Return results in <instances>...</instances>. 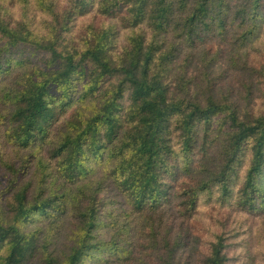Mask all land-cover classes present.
<instances>
[{
    "label": "trees",
    "instance_id": "trees-1",
    "mask_svg": "<svg viewBox=\"0 0 264 264\" xmlns=\"http://www.w3.org/2000/svg\"><path fill=\"white\" fill-rule=\"evenodd\" d=\"M0 264H264V0H0Z\"/></svg>",
    "mask_w": 264,
    "mask_h": 264
}]
</instances>
